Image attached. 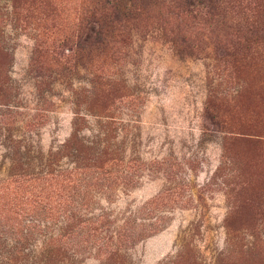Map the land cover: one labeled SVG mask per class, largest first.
I'll list each match as a JSON object with an SVG mask.
<instances>
[{
  "label": "rangeland",
  "instance_id": "374dc122",
  "mask_svg": "<svg viewBox=\"0 0 264 264\" xmlns=\"http://www.w3.org/2000/svg\"><path fill=\"white\" fill-rule=\"evenodd\" d=\"M99 1L0 0V178L7 146L47 154L78 112L86 142L111 128L112 171L129 179L67 189L74 264H104L74 247L80 220L99 217L118 252L105 264H264V0H225L218 17L203 0H156L105 49L85 28ZM121 5L138 17L139 0ZM247 17L255 38L236 28Z\"/></svg>",
  "mask_w": 264,
  "mask_h": 264
},
{
  "label": "trees",
  "instance_id": "16d2710c",
  "mask_svg": "<svg viewBox=\"0 0 264 264\" xmlns=\"http://www.w3.org/2000/svg\"><path fill=\"white\" fill-rule=\"evenodd\" d=\"M121 1L100 0L99 11L95 12L94 9L86 14L85 28H91L94 33L96 47L105 49L111 44L114 45L123 36L126 27L140 17L142 19L147 7L156 0H139L141 7L138 8L137 18L131 14L130 8L121 5ZM203 1L212 12L206 14L209 16L218 17L219 14L215 12L225 8V0ZM241 1L235 0V3L241 7ZM256 8L260 11V4ZM185 15L196 17L193 14ZM245 20L248 17L240 24L237 22L236 28H247L250 30L247 34L254 38L262 33L263 29L255 21L247 23ZM246 41L247 38L238 39L234 45L238 48L247 43ZM224 52L226 54L228 50L225 49ZM225 57H234V53L230 51ZM103 82L109 87L106 89L108 92L114 86L112 81ZM2 90L3 83L0 85V92ZM73 115L69 139L47 154L19 144L7 146L9 170L5 178H0V264H74V258L80 262L79 251L78 254L71 253L73 248L69 247L68 242L70 220L75 215L67 209V189L73 186L74 181H77V188L84 183V188L91 187L93 184L88 182L94 181V185L103 190L114 183H120L121 179H129L127 175L119 177L112 171L118 160L109 131L111 128L106 125L109 129L101 128L94 136V141L86 142L79 136L86 119L78 112ZM97 117L107 118L101 115ZM219 125L220 122H217L216 126ZM119 162L121 166L124 165L123 161ZM101 218L80 220V225L85 227V233L81 229V237L77 236L74 247L76 251L91 250L96 259L105 264V261H112L118 252L113 250V246L103 244L104 238L101 234L105 225L103 226ZM119 234L118 232V236ZM148 236L147 233L132 231L128 237L134 242ZM38 240L40 245L36 244ZM177 257L169 261V264H175L179 258Z\"/></svg>",
  "mask_w": 264,
  "mask_h": 264
}]
</instances>
